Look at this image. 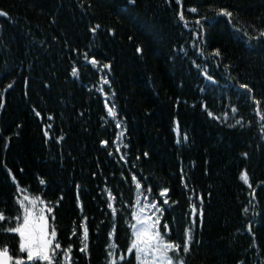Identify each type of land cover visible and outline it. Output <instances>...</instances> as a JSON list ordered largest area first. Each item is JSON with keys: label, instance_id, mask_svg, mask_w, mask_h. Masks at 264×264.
I'll return each mask as SVG.
<instances>
[{"label": "trees", "instance_id": "trees-1", "mask_svg": "<svg viewBox=\"0 0 264 264\" xmlns=\"http://www.w3.org/2000/svg\"><path fill=\"white\" fill-rule=\"evenodd\" d=\"M253 25L264 27V0H0V211L17 215L21 194L59 201L71 264H109V252L132 257L139 181L148 201H169L161 225L172 240L182 241L189 205L203 196L187 264H264V43ZM3 245L20 254L18 234L0 232Z\"/></svg>", "mask_w": 264, "mask_h": 264}, {"label": "snow or ice", "instance_id": "snow-or-ice-1", "mask_svg": "<svg viewBox=\"0 0 264 264\" xmlns=\"http://www.w3.org/2000/svg\"><path fill=\"white\" fill-rule=\"evenodd\" d=\"M132 2L134 3L135 0H132ZM189 11L195 13L197 12V8L191 7ZM3 14L5 16L8 15L7 12ZM221 14L227 17L230 23L232 22L234 14L228 11L227 8H219L216 15L219 16ZM179 19L182 21L185 20L183 13L180 14ZM206 19H211V17ZM197 23H201V21L198 19ZM185 26H187L186 21ZM98 27L99 25L92 28V31L95 32ZM233 27H235V24H233ZM252 27L256 29V40L260 43H264V27L256 28V25ZM201 31H203V24H201ZM239 31L248 38L250 43L253 42V38L248 30L239 29ZM197 34L199 35L200 33ZM136 50L141 51L139 47H137ZM213 51L216 56L221 55L219 49H214ZM91 63L93 65L97 64L94 57ZM225 67H227V65H225ZM103 68H109V65L105 64ZM71 72L73 75H77V68L73 67ZM204 75L209 80L213 79V77L208 76L207 72H205ZM102 82L110 83L106 77L102 78ZM9 87H11V85H9ZM239 87L246 90V94L248 95L253 91L248 83L240 84ZM105 95H107V93H105ZM251 98L257 105L259 104L255 96ZM105 103H107V101ZM114 108L115 105L108 108V115L113 117L116 116ZM233 111H236L235 107H233ZM256 111L258 113L260 112L259 107H257ZM36 115L40 114L37 112ZM208 115L211 116L213 114L209 111ZM225 116H227V113H225ZM215 118L219 119V117ZM261 118L264 119V116ZM236 124H240V121L237 120ZM116 127H120L119 121H117ZM261 131L264 132V126L261 127ZM45 134H47V132ZM122 135L123 133L118 135L117 140H119ZM184 138L187 139L186 134ZM101 144L106 145L108 141L102 140ZM116 148L119 150L120 144H116ZM145 155H147V153H145ZM244 155L246 156L247 153H244ZM243 178L246 182L248 181L246 173L243 175ZM132 179L136 181V176L133 175ZM12 180L16 183L18 190H20V185L18 181H16L15 176H12ZM40 183L43 185L44 181L41 180ZM248 186L249 188L252 187L250 183ZM185 187H187L186 184ZM136 189L138 191V196L135 210L131 212V217L135 222H128L130 240L126 247V253L132 254V257L125 253H120L118 255L116 252H109L108 256L111 257L109 264H187V254L191 253L192 245L194 243H200V241L195 238L193 228L196 225L197 215H199L201 221L203 218V196L197 198L198 202H193L189 205V213L185 215L190 217L189 224L191 226L184 229L182 241H177L170 238L171 229H169L168 220L165 219L163 225H161V217L163 216L164 209L170 207L169 201L167 199L162 200L160 203L163 207L157 204L156 201L144 203L141 206L139 193L142 191V187L139 181H136ZM148 191H151V186H149ZM168 192V188H163L159 195L163 197ZM252 197L253 199L255 198L254 188L252 189ZM109 199H113L111 192H109ZM189 199L191 200L193 198L189 197ZM16 200L19 205L17 215L14 217H6L4 212L0 211V222H7L9 225L5 228H0V232L18 234V252L20 254L14 256L7 245L0 246V264H25V262H27V264H71V251L73 246L69 244L66 248L62 247L58 238V226L55 222L56 217L53 209L58 205L59 201L55 203H45L38 195L24 196L22 194L17 196ZM77 200L79 201V193H77ZM145 200H147V197H145ZM49 204L52 206H49ZM198 204L200 205L199 207ZM107 206L109 209H112V213L115 215L116 208H114L113 204L108 203ZM244 211H248V206H245ZM50 214L52 216L51 223L49 222ZM85 219H87V217H85ZM247 227L248 230L251 231V223H249ZM161 228L164 229L163 232ZM75 232L76 229L74 228L73 233ZM113 234L114 229L108 233L110 237L113 236ZM88 237L89 231L88 227L85 225L83 226L81 238L82 247L79 249L81 253H86L88 250ZM108 247L116 248L117 245L113 243L108 245ZM24 253H26V256ZM239 264H242V262H239Z\"/></svg>", "mask_w": 264, "mask_h": 264}, {"label": "rangeland", "instance_id": "rangeland-1", "mask_svg": "<svg viewBox=\"0 0 264 264\" xmlns=\"http://www.w3.org/2000/svg\"><path fill=\"white\" fill-rule=\"evenodd\" d=\"M106 99V98H105ZM105 107H106V110H107V113H108V108L110 107L107 103H105ZM109 117L113 118V116H110ZM118 128V127H117ZM120 130V127L118 128ZM175 133H176V137H177V140L180 141V135H179V132L177 130V127H175ZM120 135V133L118 134ZM139 199L141 201V206L144 204V203H151L149 202L148 200H145L140 194H139Z\"/></svg>", "mask_w": 264, "mask_h": 264}]
</instances>
